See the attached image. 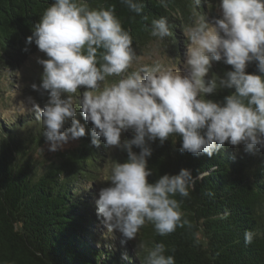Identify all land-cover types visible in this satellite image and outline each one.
Wrapping results in <instances>:
<instances>
[{
	"label": "clouds",
	"instance_id": "9594fccd",
	"mask_svg": "<svg viewBox=\"0 0 264 264\" xmlns=\"http://www.w3.org/2000/svg\"><path fill=\"white\" fill-rule=\"evenodd\" d=\"M119 2L137 15L145 7L143 0ZM158 2L167 9L173 0ZM201 2L190 0L192 22L183 26L188 41L183 73L159 59L144 62L115 5L92 8L87 0H54L27 37L26 43L34 42L47 57L37 58L41 83L31 85L47 102L42 109L31 96L28 102L48 151H61L85 136L84 125L75 118L79 109L93 125L92 145L99 147L103 138L106 148L127 153L124 162H112L108 186L99 190L96 201L97 217L108 234L116 230L133 240L149 224L159 236L191 227L181 206L196 181L208 173L193 178L190 170L181 169L149 182L152 142L163 144L170 137L175 142L178 136L179 151L194 156L211 157L226 143L243 145L252 154L264 150V0H219V15L211 20L197 10ZM145 31L157 46L173 36L166 16L152 19ZM219 61L232 70L209 77L213 62ZM252 62L259 74L246 73ZM81 86L87 89L82 95ZM218 89L234 91L222 103L206 99ZM69 121L71 127L66 128ZM128 130L134 131V138L122 144L121 133ZM253 240L254 233L245 230V244ZM165 252L163 243L149 248L141 240L136 247L137 256L144 254L141 264H176L174 255Z\"/></svg>",
	"mask_w": 264,
	"mask_h": 264
},
{
	"label": "trees",
	"instance_id": "16d2710c",
	"mask_svg": "<svg viewBox=\"0 0 264 264\" xmlns=\"http://www.w3.org/2000/svg\"><path fill=\"white\" fill-rule=\"evenodd\" d=\"M53 2L0 0V264H42L46 255L53 259L58 256L62 264H141L144 254H136L141 240L149 248L163 243L165 255H174L176 264H264L262 149L252 154L245 152L243 145L226 143L211 157L191 154V165L174 145L152 142L148 167L153 175L149 182L164 174H178L181 169L190 170L193 178L203 172L208 175L197 180L190 190L192 203L184 201L181 206L191 227H178L174 233L159 236L149 224L133 240H125L116 230L108 234L97 217L99 192L94 182L101 175L102 162L111 156L118 162L127 159L123 148L108 149L103 138L99 147L92 145L93 125L83 119L78 109L75 118L84 125L85 136L78 139L73 150L64 148L51 156H41V148L47 145L43 129L28 100L17 99L22 86L17 85L18 76L13 72L34 52L36 45L27 44V37ZM87 2L92 8L115 5L116 16L131 32L136 53L156 45L145 25L166 16L173 36L163 42L170 55L165 65L183 73L178 58L187 49L188 41L182 43L179 37L182 27L191 22L190 0H173L167 9L158 0H143L145 7L139 15L119 0ZM214 3L219 0H210V4L202 0L197 10L209 14ZM38 55L36 58H47L42 52ZM40 70L38 74L42 75ZM230 70L232 67L223 61L213 62L208 76L223 77ZM245 71L259 74L256 62L249 63ZM40 83L41 80L35 84ZM86 90L83 86L78 89L81 95ZM232 91L218 89L206 99L222 103ZM34 99L42 109L48 98L38 93ZM65 127H71V121ZM134 135L133 130L122 133L121 143ZM175 141L181 146L180 137ZM133 151L139 149L133 146ZM245 230L254 233L250 245L244 242Z\"/></svg>",
	"mask_w": 264,
	"mask_h": 264
},
{
	"label": "rangeland",
	"instance_id": "374dc122",
	"mask_svg": "<svg viewBox=\"0 0 264 264\" xmlns=\"http://www.w3.org/2000/svg\"><path fill=\"white\" fill-rule=\"evenodd\" d=\"M218 4L219 3H214L210 13L207 14L209 20H211V18L213 16L219 15L218 7H217ZM181 30L182 31L180 33L179 40L182 43H184L187 40V38L183 33V27ZM186 50L187 49L183 50L179 54L180 56L178 58V64L181 65V67H183L184 54H185ZM40 53L41 52L38 50V47L36 46L34 52L31 55H29L24 60V62L17 65V70L15 72H13L18 76L19 82L17 85H21L24 88L23 89L21 87V90H19V92L17 91V93L20 96L17 99L28 100V97L31 96L32 98H34L38 94L36 91H34L33 89L30 88V85L41 80V75L38 73L41 71L40 69L42 68V66L37 65V63H36L37 62V58H36L37 56L36 55H38ZM136 54L138 56L142 57L144 62H147V63H151L152 61L157 60V59L161 60L164 63H167V61H168L167 57L170 56L165 51L163 44H161L160 46L155 45L154 47L148 49L146 52L139 51ZM38 57H39V55H38ZM134 67H136V66H134ZM25 97H27V98H25ZM17 102H19V100H17ZM131 131L132 130H128L127 132H131ZM122 133L126 134V132H122ZM121 138H122V136H121ZM69 144H71V142H69L67 145H69ZM67 145L65 147H68ZM41 149H43V151L40 150L42 157H46V155L51 156L54 153V152L48 151V145L43 146ZM98 160H99V162H101V159H98ZM114 160L117 161L116 159H114V157L111 156V158L102 162L101 175L98 178V180L94 182V187L98 188V192L102 187L108 186L107 176L109 174L111 164Z\"/></svg>",
	"mask_w": 264,
	"mask_h": 264
},
{
	"label": "water",
	"instance_id": "95a60500",
	"mask_svg": "<svg viewBox=\"0 0 264 264\" xmlns=\"http://www.w3.org/2000/svg\"><path fill=\"white\" fill-rule=\"evenodd\" d=\"M71 142V144H69V145H67L68 147H65V149H71V150H73V148L77 145V143H78V139H76V140H72V141H70ZM167 143L168 144H170V145H174L175 147V149H176V151H178L179 152V154L180 155H182V156H184L185 157V161L187 162V163H189V164H193V158H192V156H191V154L190 153H187V152H184V153H181L180 151H179V149H180V146H178L179 144L178 143H176V141L175 142H173V139L170 137L168 140H167ZM194 165V164H193ZM192 195H191V192H190V197L189 198H186L184 201H189V202H191L192 203ZM55 257H56V255L54 256V259H53V257L52 256H50V255H46V259H44L43 260V263L42 264H62L61 262H60V260H59V257L57 256L56 258V261H55Z\"/></svg>",
	"mask_w": 264,
	"mask_h": 264
}]
</instances>
